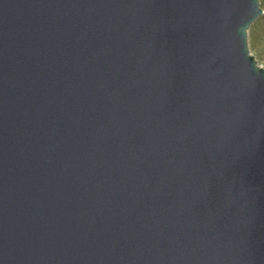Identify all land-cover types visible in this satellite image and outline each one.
Returning <instances> with one entry per match:
<instances>
[{
	"label": "water",
	"instance_id": "1",
	"mask_svg": "<svg viewBox=\"0 0 264 264\" xmlns=\"http://www.w3.org/2000/svg\"><path fill=\"white\" fill-rule=\"evenodd\" d=\"M260 0H0V264H264Z\"/></svg>",
	"mask_w": 264,
	"mask_h": 264
},
{
	"label": "rangeland",
	"instance_id": "2",
	"mask_svg": "<svg viewBox=\"0 0 264 264\" xmlns=\"http://www.w3.org/2000/svg\"><path fill=\"white\" fill-rule=\"evenodd\" d=\"M263 14L260 15L248 30V44L252 55L259 65L264 68V0H260Z\"/></svg>",
	"mask_w": 264,
	"mask_h": 264
}]
</instances>
